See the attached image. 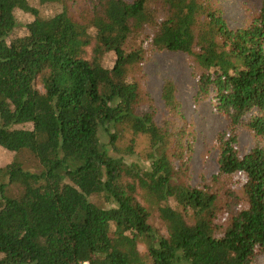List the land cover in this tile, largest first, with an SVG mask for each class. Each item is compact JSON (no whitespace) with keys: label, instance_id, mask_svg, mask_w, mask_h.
I'll use <instances>...</instances> for the list:
<instances>
[{"label":"trees","instance_id":"trees-1","mask_svg":"<svg viewBox=\"0 0 264 264\" xmlns=\"http://www.w3.org/2000/svg\"><path fill=\"white\" fill-rule=\"evenodd\" d=\"M164 53L186 58L194 113L209 105L226 122L207 142L218 171L199 182L198 117H186L171 72L163 111L145 78ZM262 254L264 0L237 28L221 0H0V264Z\"/></svg>","mask_w":264,"mask_h":264},{"label":"rangeland","instance_id":"rangeland-1","mask_svg":"<svg viewBox=\"0 0 264 264\" xmlns=\"http://www.w3.org/2000/svg\"><path fill=\"white\" fill-rule=\"evenodd\" d=\"M221 1L229 24L233 28H237L244 25L248 9L260 6L262 0ZM166 72H171L179 82L178 95L186 117L192 118L194 115L198 117V142L193 158L192 173L193 181L199 182V175L203 171L209 174H215L218 171L217 152L212 150L207 153V142L225 128L226 122L222 118L214 116L209 105H204L200 112L194 113L192 97L196 88V80L191 76L186 58L172 53L157 54L145 66V78L148 87L162 111L164 108L162 103H160V85ZM22 122L24 123L25 119ZM138 145V149L145 152L149 146L148 136L141 134ZM238 145L242 153H247L252 149L253 139L248 130L244 128L240 130ZM259 262L264 264V254L259 256Z\"/></svg>","mask_w":264,"mask_h":264},{"label":"built area","instance_id":"built-area-1","mask_svg":"<svg viewBox=\"0 0 264 264\" xmlns=\"http://www.w3.org/2000/svg\"><path fill=\"white\" fill-rule=\"evenodd\" d=\"M85 264H87V263H85Z\"/></svg>","mask_w":264,"mask_h":264}]
</instances>
